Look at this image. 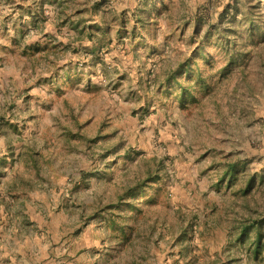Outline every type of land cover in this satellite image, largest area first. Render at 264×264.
<instances>
[{
	"label": "rangeland",
	"instance_id": "374dc122",
	"mask_svg": "<svg viewBox=\"0 0 264 264\" xmlns=\"http://www.w3.org/2000/svg\"><path fill=\"white\" fill-rule=\"evenodd\" d=\"M255 224L264 0H0V253L264 264L238 241Z\"/></svg>",
	"mask_w": 264,
	"mask_h": 264
},
{
	"label": "trees",
	"instance_id": "16d2710c",
	"mask_svg": "<svg viewBox=\"0 0 264 264\" xmlns=\"http://www.w3.org/2000/svg\"><path fill=\"white\" fill-rule=\"evenodd\" d=\"M235 10V14L237 13V10L235 8H233ZM245 21H247L249 23V25L251 26L250 29L248 30L250 34V37L253 36L252 34V30H254L252 27V18L248 17L246 19H244ZM252 39V38H250ZM231 45V48H234L235 47V43L232 44L231 41H229L228 43H226V45ZM201 48H199L196 53H199V50ZM246 54H242L240 55L241 58L244 59ZM239 58V57H237ZM235 57L233 56H230L229 60L230 61L229 63H234L236 61ZM179 74H186L187 77H190V71L187 67V65H184L180 68V72ZM200 84L202 83V81L200 80L199 82ZM182 93L185 91L184 89H181ZM182 96H180V99H181ZM183 99V98H182ZM181 99V100H182ZM235 167L234 165H229L227 167V170L225 172V175H224V180L226 179L228 183L232 182L235 178H236V174H235ZM243 184H244V189L242 190V194H246L248 191L251 190V188L253 187L254 185V178L253 176H249L246 180L243 181ZM253 231V238H250L249 237V234L251 233V231ZM263 239V234H262V231H260V227L259 225L255 224V225H250V226H243L241 227L240 231H239V235H238V241L241 242V243H248L249 247H250V252L252 254V257L257 260V258H259V256L264 253V241L262 240Z\"/></svg>",
	"mask_w": 264,
	"mask_h": 264
},
{
	"label": "crops",
	"instance_id": "0c3cea01",
	"mask_svg": "<svg viewBox=\"0 0 264 264\" xmlns=\"http://www.w3.org/2000/svg\"><path fill=\"white\" fill-rule=\"evenodd\" d=\"M15 239H16V237L14 235L10 240L12 242V244H13V242L15 243V241H14ZM28 239L29 238L24 237L22 241H21V239H19L17 241H19L20 243L23 242L26 245L25 249L29 251V256L31 257L32 256V252H31L32 248L30 247L31 242ZM28 247H30V248H28ZM22 248H23L22 245H20V246L18 245L17 251H13V249L4 248L3 251L0 253V264H27L25 259L23 258V255L21 254L23 251ZM1 250H2V248L0 246V251ZM13 252H16V253L14 254ZM11 256H13V258ZM74 260H76V259H74ZM32 263H35V262H32ZM43 264H55V263L53 260L50 259V260H47Z\"/></svg>",
	"mask_w": 264,
	"mask_h": 264
}]
</instances>
